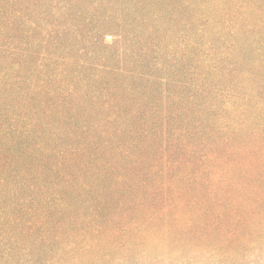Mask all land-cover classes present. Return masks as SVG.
<instances>
[{"label": "trees", "instance_id": "16d2710c", "mask_svg": "<svg viewBox=\"0 0 264 264\" xmlns=\"http://www.w3.org/2000/svg\"><path fill=\"white\" fill-rule=\"evenodd\" d=\"M174 3L0 0V264L186 258L257 201L218 62L157 36Z\"/></svg>", "mask_w": 264, "mask_h": 264}, {"label": "rangeland", "instance_id": "374dc122", "mask_svg": "<svg viewBox=\"0 0 264 264\" xmlns=\"http://www.w3.org/2000/svg\"><path fill=\"white\" fill-rule=\"evenodd\" d=\"M174 1V14L161 21L157 36H166L180 54L192 43L209 55L206 63L218 62L207 82L214 95L221 93L215 100L227 108V116L231 110L235 123L248 118L240 135L252 147L254 163L244 186L257 201H240L241 215L234 208L221 218L219 242L199 251L185 249L186 258L173 254L159 264H264V0ZM237 109L243 113L235 114ZM232 203L226 209L235 207Z\"/></svg>", "mask_w": 264, "mask_h": 264}]
</instances>
